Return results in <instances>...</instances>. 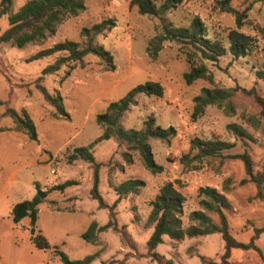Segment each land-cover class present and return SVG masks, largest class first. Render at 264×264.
Here are the masks:
<instances>
[{
    "label": "rangeland",
    "instance_id": "374dc122",
    "mask_svg": "<svg viewBox=\"0 0 264 264\" xmlns=\"http://www.w3.org/2000/svg\"><path fill=\"white\" fill-rule=\"evenodd\" d=\"M30 0H12L10 13L17 12ZM84 9L76 16H65L57 25L55 34L41 43H30L22 49L9 43H0V264H62L54 254L58 248L70 260H81L97 254L89 264H222L224 242L220 234L185 238L180 242L163 236V242L154 252L158 263L150 257L146 242L153 227L147 223L150 202L165 183L173 185L185 197L182 206V225H189L188 215L198 207V189L215 188L230 204L224 211L230 235L238 242L253 241L256 249H232L227 264H264V183L261 199L255 198L254 183L241 184L247 178L240 160L232 155L247 152L253 172L258 173L264 161V118L253 96L241 89H253L264 100V0H228V5L241 18L238 31L254 39V46L246 57L233 58L228 52L215 64L204 62L213 74V84L197 80L186 85L182 79L188 71L185 48L174 42H164L155 60L146 53L149 41L161 31V18L140 15L130 0H82ZM225 0H181L163 16L173 27H186L197 16L206 28L209 38L222 39L229 29H235L236 14L223 8ZM104 20H113L114 26L97 35L94 45L112 56L114 70H107L106 62L87 55L80 63L64 65L59 71L42 75V70L53 64L56 56L40 60L28 59L39 50L56 43L73 41L82 44L81 30ZM8 28L7 16L0 17V35ZM196 61L198 59L196 58ZM68 72V75L66 73ZM42 77L40 81L38 78ZM146 82L159 83L162 97L138 95L135 104L120 119L124 130L138 131L144 121L153 117L160 128L172 127L175 134L167 141L149 139L151 153L162 172L152 174L142 164L137 153H130L127 163L123 154L125 144L116 137L96 143L92 149L94 162L99 165L98 192L107 207L117 200L114 188L129 179L144 183L137 194H129L110 211L100 209L90 197L93 170L90 163L76 159L68 162L75 148L90 145L102 134L95 117L103 113L111 102H118L131 89ZM47 93H59L68 117L58 116L56 109L46 103L38 88ZM202 88H236L230 101L234 114L223 108L207 106L192 121L193 98ZM7 109L20 115L24 110L31 119L37 140L24 132L14 130V118ZM259 118L257 128L245 118ZM241 126L249 139L240 140L227 130V125ZM220 139L235 146L220 157L209 159L200 170L185 171L178 159L189 150L192 138ZM229 180V191L223 183ZM74 181L63 192L47 194L38 206L36 230L47 239L49 251L34 247L27 230L29 220L15 225L12 207L30 200L36 186L46 191L54 185ZM112 212V216L110 213ZM218 223L216 214H210ZM111 219L116 229L98 233L96 245L86 243L81 234L95 221L104 226ZM125 235V238L122 236ZM200 257L205 259L202 263Z\"/></svg>",
    "mask_w": 264,
    "mask_h": 264
},
{
    "label": "trees",
    "instance_id": "16d2710c",
    "mask_svg": "<svg viewBox=\"0 0 264 264\" xmlns=\"http://www.w3.org/2000/svg\"><path fill=\"white\" fill-rule=\"evenodd\" d=\"M180 3L181 0H130V6L135 7L140 15L161 18V31L149 41L146 47L147 56L151 60H155L164 42H174L186 49L184 55L185 61L189 64V69L182 75L184 83L191 85L197 80H206L213 84V74L204 62L215 64L227 52L233 58L246 57L253 49L254 39L238 31L241 27V18L245 15L238 14L232 9L228 5V0L222 2L226 11L236 14V28L227 31L225 36L227 47H225L222 39L217 37L211 39L207 36L206 28L197 16L192 17L186 27H173L170 23H165L162 16ZM11 6L12 0H0V17L7 16L8 23V28L0 35V43H9L17 49H22L30 43H41L52 37L55 34L57 25L65 16H76L84 9L82 0H30L13 14L10 13ZM113 26V20H104L90 28H83L81 30L82 44L66 40L39 50L28 60L33 61L56 56L54 63L42 70L43 76L59 71L64 65L80 63L87 55L98 57L106 62L107 70H114L110 53L94 45L95 37ZM196 58L199 62L196 61ZM66 75H68V72ZM41 79L42 77H39L38 81ZM38 88L44 101L56 109L58 116L67 118L68 115L63 108L59 93L51 95L40 84H38ZM241 90L253 96L260 107L259 117L264 118V100L256 95L253 89ZM236 92V88H202L200 93L193 98L191 120H196L207 106L223 108L225 114L233 115L234 107L230 99ZM163 93L164 89L159 83L146 82L131 89L118 102L109 103L106 110L95 117L96 124L102 128V134L90 145L75 148L69 156L68 162L80 159L90 163L93 170V180L89 194L92 200L97 201L100 209L108 208L111 211L120 199L129 194H137L143 188L144 183L138 179H129L120 183L114 188L117 200L111 207H107L98 192L99 165L94 162L91 152L96 143L116 137L126 146L127 152L123 154L125 162H131V152L137 153L143 166L149 172L152 174L162 172V167L156 164L153 159L148 140L167 141L174 136L175 130L172 127L164 129L156 126L153 117H149L144 121L142 128L138 131L124 130L120 125V119L135 104L138 95L162 97ZM0 105H2L1 101ZM5 114L14 118V130L24 132L32 141L37 140L34 125L24 110H21L20 115H18L14 110L7 109ZM245 120L254 128H257L259 124V118L253 116L246 117ZM0 130L2 131V129ZM227 130L240 140L250 138L245 129L234 123L227 125ZM234 146V143L220 139L205 140L194 137L189 142L188 152L181 155L178 162L185 171L200 170L206 161L220 157L222 152L228 151ZM230 158L240 160L243 164L247 178L241 180L240 183H254L257 188L255 198H263L260 188L264 183V161L261 171L254 173L251 157L247 152L232 155ZM74 184H76L74 181H67L63 184L54 185L46 191H42L36 186V193L32 199L22 201L12 207L10 214L15 225L24 219L29 220L27 230L29 238L36 249L44 252L51 250L47 239L35 228L38 206L43 203L48 193L63 192L66 187ZM229 184V180L223 183L222 189L224 192L229 191ZM197 197L199 210L192 211L188 215L189 225L184 228L181 215L185 197L173 183L168 182L160 187L158 194L150 202L151 210L147 219V223L153 227L152 233L146 242V249L151 258L160 263L161 257L154 250L163 242V236H167L172 241L180 242L185 238L220 234L224 242V253L221 257L222 264H227L232 249H256L253 245V239L249 243H241L230 235L224 215V211L230 208V204L223 193L215 188L201 187L198 189ZM210 214L217 215V224L212 222ZM110 216H112V212ZM108 228L116 229L111 219L104 226H99L95 221H92L86 231L81 234V239L86 243L96 245L98 233ZM262 232H264V229H256L255 235L257 236ZM122 236L125 238L123 233ZM53 252L62 264H89L97 256L95 253L85 256L81 260H70L58 248H54ZM200 260L205 263L203 257H200ZM166 264H171V262L167 261Z\"/></svg>",
    "mask_w": 264,
    "mask_h": 264
}]
</instances>
